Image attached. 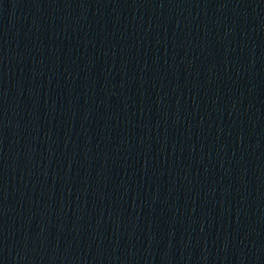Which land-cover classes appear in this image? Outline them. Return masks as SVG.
Masks as SVG:
<instances>
[{
    "label": "water",
    "instance_id": "1",
    "mask_svg": "<svg viewBox=\"0 0 264 264\" xmlns=\"http://www.w3.org/2000/svg\"><path fill=\"white\" fill-rule=\"evenodd\" d=\"M0 264H264V0H0Z\"/></svg>",
    "mask_w": 264,
    "mask_h": 264
}]
</instances>
